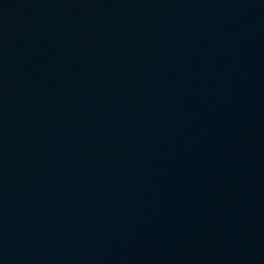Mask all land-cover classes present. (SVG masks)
<instances>
[{"label":"water","instance_id":"1","mask_svg":"<svg viewBox=\"0 0 264 264\" xmlns=\"http://www.w3.org/2000/svg\"><path fill=\"white\" fill-rule=\"evenodd\" d=\"M85 264H264V132Z\"/></svg>","mask_w":264,"mask_h":264}]
</instances>
